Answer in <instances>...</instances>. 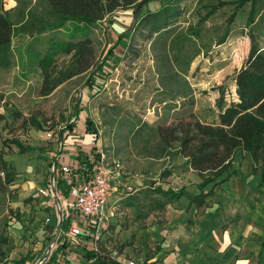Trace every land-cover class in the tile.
Instances as JSON below:
<instances>
[{
	"label": "rangeland",
	"instance_id": "rangeland-1",
	"mask_svg": "<svg viewBox=\"0 0 264 264\" xmlns=\"http://www.w3.org/2000/svg\"><path fill=\"white\" fill-rule=\"evenodd\" d=\"M160 1L162 5L158 0L146 3L139 16L155 13L163 6L177 8L179 16L166 30L150 35L141 25L132 26V11L126 16L121 12L112 14L81 29L67 23L63 29L49 31L43 28L53 16L45 1L0 0V12L15 24L9 66L0 67V114L5 120L0 130V152L14 171V182L0 193V237L7 238L0 263L29 254L40 242L33 214L27 211L29 195L46 179L51 153L55 151V143L46 134H58L73 122L76 109L81 110L79 122L88 117L93 124L97 141L90 153L92 157L97 155L98 159L104 157L109 163L121 164L119 189L125 196L146 184L165 188L172 179L164 181L160 176L169 169L173 175L174 166L178 167V177L184 173L182 170L190 169L182 165V158H159L157 127L191 118L203 124H217V101H237L234 77L250 48L245 27L251 3L245 2L235 11L239 0ZM213 8L214 12L207 15ZM233 13V21L228 23ZM252 29L262 44L264 0H256ZM128 31L133 33L132 38L125 42L120 36ZM85 38L91 41L96 66L105 63L95 74L96 84L91 89L86 87L91 77L86 73L41 96L42 76L36 56L44 55L52 41ZM117 40L120 45L108 57ZM56 60L57 65L63 66L69 57L59 54ZM30 122L39 123L40 129ZM14 141L29 150L20 153ZM239 158L238 151L234 167ZM194 174L192 171L184 179L190 182ZM227 174L231 176V171ZM153 215L146 224L155 222ZM131 216L123 210L121 201L115 206L112 218L121 230L117 235L110 233L104 245L111 257L124 255L123 249L132 247L130 236L138 230L131 228L138 229V225ZM136 250L133 258L138 257Z\"/></svg>",
	"mask_w": 264,
	"mask_h": 264
},
{
	"label": "trees",
	"instance_id": "trees-1",
	"mask_svg": "<svg viewBox=\"0 0 264 264\" xmlns=\"http://www.w3.org/2000/svg\"><path fill=\"white\" fill-rule=\"evenodd\" d=\"M43 1L53 16L51 21L45 23L43 29L57 31L65 28L67 23H73L79 29L89 27L121 10L132 11L134 14V10L141 0ZM152 1L154 0L150 2ZM245 2L251 3L245 27L248 30L247 37L250 41V48L247 58L234 77L237 101L229 104H225L222 99L217 101L219 110L217 124H203L191 118L155 129V134L161 143L159 158L172 156L184 159L185 165L200 179L199 189L212 185L206 195L200 193L192 202L197 207L203 206L204 199L212 194L214 187L226 181L223 176L232 169L238 151L242 156L243 154L249 156L253 164L251 172L255 174L259 171L264 182V40L262 44H259L255 31L252 29L256 16V0H239L235 11ZM214 10L215 8L210 9L207 15H211ZM178 16L177 8L163 6L155 13H145L139 16L135 25H141L142 28L148 29V34L152 35L166 30ZM234 16L233 13L229 17L228 23H232ZM132 34L131 31L125 32L120 36V39L130 42ZM14 35L15 24L9 16L0 12V67L2 68L9 66L8 54ZM119 43H121L120 40L115 42L114 47L108 51V57L120 45ZM59 54L69 57V61L63 66L56 64V56ZM36 64L42 76L40 95L47 96L65 81L86 73L91 74L86 82V87L91 89L96 84L95 74L103 68L105 63L101 62L96 66L91 41L85 38L79 41L71 39L52 41L44 55L36 56ZM79 113L80 110L76 109L74 120L78 118ZM4 121L3 115L0 114V130ZM73 123L70 122L64 129L71 132ZM30 125L40 129L39 123L32 122L31 124L30 122ZM85 126L87 131L93 130V124L88 117L85 119ZM91 138L94 142L97 141L94 131ZM12 143L17 146L20 153L29 150V148H23L18 141ZM94 159L98 160L97 155ZM168 175L164 172L160 177L164 178ZM13 182L14 171L0 152V193H4V188ZM151 187L145 192L142 201L129 199L124 202L125 207L135 209L137 219L145 218L152 210L162 211L169 202L179 198V194L172 190L164 191L160 187ZM5 244L6 238L0 237V247ZM105 249L106 246L101 242L96 252L87 250L84 256L85 262L93 260L95 264H116V260L110 258ZM24 262L25 259L21 258L14 261L13 264H24Z\"/></svg>",
	"mask_w": 264,
	"mask_h": 264
},
{
	"label": "crops",
	"instance_id": "crops-1",
	"mask_svg": "<svg viewBox=\"0 0 264 264\" xmlns=\"http://www.w3.org/2000/svg\"><path fill=\"white\" fill-rule=\"evenodd\" d=\"M158 3L162 5L161 1ZM120 12L125 16L129 14V11L121 10L113 15ZM80 113L76 120L73 119L71 132L63 128L51 140L55 143V151L51 153L48 175L43 184L35 188L48 185L51 169L54 167L58 174L55 189L60 204L65 200H71L68 195L69 187L59 173L61 166L69 165L73 169L71 176L75 180L77 164L95 160L90 154L95 149V142L91 138L93 131L86 129L87 117L83 122H79ZM80 153L84 154L83 157ZM181 163L185 165V160L182 159ZM185 167L188 169V166ZM252 167L249 156L247 154L242 156L240 153L236 167L233 164L230 170L231 176L227 173L223 176L226 181L214 187L212 194L204 199L202 207H197L192 202L200 193L206 195L212 185L199 189L200 180L196 174L194 180L186 181L184 176L190 175L192 171L184 169L182 170L184 173H180L178 177L176 166L173 175L169 169L165 172L169 175L162 177L164 181L169 177L172 179L165 188L146 184L136 189L133 194L110 197L109 206L121 201L123 210L131 213L132 222L138 225V229L131 228V231H138L133 232L134 236H130L133 244L131 249L130 247L123 249L124 256L137 261L138 264H264V182L259 171L255 174L251 172ZM151 186L160 187L164 191L172 190L179 194V198L169 202L162 211L152 210L145 218L137 219L135 209L125 207L124 202L129 199L142 201L145 192L152 188ZM42 203V199L36 202L28 200L27 203V211L33 214L32 222L35 224L40 242L29 254L26 253L14 261L24 258V264H35L46 253L52 239V231L58 225V210L55 203L52 206L48 201L44 205ZM151 215L155 222L146 224ZM47 218L50 220L48 224L45 223ZM114 223L115 220L110 218L106 228L101 229L102 235L106 232L102 237L104 245L109 239L108 236H111L110 233L117 235L121 230L120 226L117 227ZM67 226L66 222L61 223L58 247L45 264H95L93 260L85 262L84 257L87 250L91 251V240L84 236H72ZM82 239L86 240L85 245H82ZM6 245L7 238L6 244L1 246L0 259L4 257L3 248ZM139 247L143 249L140 250ZM135 249L138 252L137 258L132 257ZM14 261L0 264H13Z\"/></svg>",
	"mask_w": 264,
	"mask_h": 264
},
{
	"label": "built area",
	"instance_id": "built-area-1",
	"mask_svg": "<svg viewBox=\"0 0 264 264\" xmlns=\"http://www.w3.org/2000/svg\"><path fill=\"white\" fill-rule=\"evenodd\" d=\"M48 140H53L55 135L52 132L46 134ZM62 145L60 144L61 151ZM76 179L72 178L73 169L69 165L61 166L59 173L63 182L68 188V195L71 200H65L60 204L56 193V181L58 174L54 167L51 169L48 185L35 189L29 196L30 201L36 202L42 199L44 205L49 202L58 210V225L52 231V239L48 245L45 255L35 264H45L57 249L58 240L61 233V223H67L69 233L74 237L84 236L91 240V251L98 250L99 243L102 242V228H106L109 219L113 216L115 206L118 202L109 206V199L113 195H124L121 187L120 177L122 166L117 161L107 162L104 157L98 160L87 161L77 164ZM128 195V194H127ZM50 220L47 218L45 223ZM86 240L82 239V245ZM118 264H138L137 261L126 258L124 255L110 256ZM92 261V260H91Z\"/></svg>",
	"mask_w": 264,
	"mask_h": 264
},
{
	"label": "water",
	"instance_id": "water-1",
	"mask_svg": "<svg viewBox=\"0 0 264 264\" xmlns=\"http://www.w3.org/2000/svg\"><path fill=\"white\" fill-rule=\"evenodd\" d=\"M150 1H151V0H141V1L138 3V5L136 6V8H135V10H134V18H133L132 26L135 25V23H136V21H137V18L139 17V13H140L142 7H143L146 3L150 2ZM158 1H160V0H158Z\"/></svg>",
	"mask_w": 264,
	"mask_h": 264
}]
</instances>
